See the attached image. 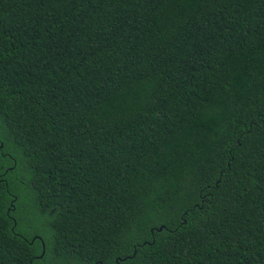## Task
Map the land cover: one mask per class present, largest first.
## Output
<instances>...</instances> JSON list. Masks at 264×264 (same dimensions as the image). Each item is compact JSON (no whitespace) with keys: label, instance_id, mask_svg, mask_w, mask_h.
I'll return each mask as SVG.
<instances>
[{"label":"trees","instance_id":"16d2710c","mask_svg":"<svg viewBox=\"0 0 264 264\" xmlns=\"http://www.w3.org/2000/svg\"><path fill=\"white\" fill-rule=\"evenodd\" d=\"M0 264H264V0H0Z\"/></svg>","mask_w":264,"mask_h":264}]
</instances>
